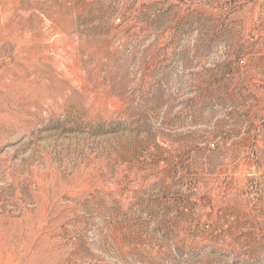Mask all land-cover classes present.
<instances>
[{
  "label": "rangeland",
  "instance_id": "1",
  "mask_svg": "<svg viewBox=\"0 0 264 264\" xmlns=\"http://www.w3.org/2000/svg\"><path fill=\"white\" fill-rule=\"evenodd\" d=\"M0 237V264H264V0H0Z\"/></svg>",
  "mask_w": 264,
  "mask_h": 264
},
{
  "label": "bare ground",
  "instance_id": "2",
  "mask_svg": "<svg viewBox=\"0 0 264 264\" xmlns=\"http://www.w3.org/2000/svg\"><path fill=\"white\" fill-rule=\"evenodd\" d=\"M1 238V237H0ZM1 243H0V248L1 247H3L4 248V246H2L3 245V243H2V241H0ZM8 246V245H7ZM15 250V249H14ZM4 252V251H3Z\"/></svg>",
  "mask_w": 264,
  "mask_h": 264
}]
</instances>
